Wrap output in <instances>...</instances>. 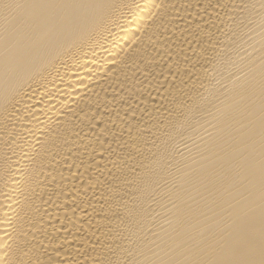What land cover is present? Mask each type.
<instances>
[{
    "label": "bare ground",
    "instance_id": "bare-ground-1",
    "mask_svg": "<svg viewBox=\"0 0 264 264\" xmlns=\"http://www.w3.org/2000/svg\"><path fill=\"white\" fill-rule=\"evenodd\" d=\"M264 0H0V264H261Z\"/></svg>",
    "mask_w": 264,
    "mask_h": 264
},
{
    "label": "snow or ice",
    "instance_id": "snow-or-ice-1",
    "mask_svg": "<svg viewBox=\"0 0 264 264\" xmlns=\"http://www.w3.org/2000/svg\"><path fill=\"white\" fill-rule=\"evenodd\" d=\"M261 264H264V260L261 261Z\"/></svg>",
    "mask_w": 264,
    "mask_h": 264
}]
</instances>
